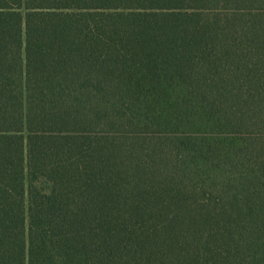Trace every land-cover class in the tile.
I'll use <instances>...</instances> for the list:
<instances>
[{
	"label": "trees",
	"instance_id": "16d2710c",
	"mask_svg": "<svg viewBox=\"0 0 264 264\" xmlns=\"http://www.w3.org/2000/svg\"><path fill=\"white\" fill-rule=\"evenodd\" d=\"M0 264H264V0H0Z\"/></svg>",
	"mask_w": 264,
	"mask_h": 264
}]
</instances>
